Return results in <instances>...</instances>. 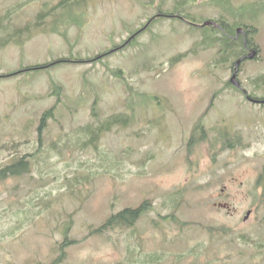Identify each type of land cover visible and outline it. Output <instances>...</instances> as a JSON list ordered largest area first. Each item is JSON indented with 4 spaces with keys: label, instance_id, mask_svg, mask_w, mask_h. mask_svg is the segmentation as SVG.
I'll list each match as a JSON object with an SVG mask.
<instances>
[{
    "label": "rangeland",
    "instance_id": "374dc122",
    "mask_svg": "<svg viewBox=\"0 0 264 264\" xmlns=\"http://www.w3.org/2000/svg\"><path fill=\"white\" fill-rule=\"evenodd\" d=\"M58 1L0 0V17L8 12L5 23L22 27L44 2L52 7ZM158 6L190 17L160 20L95 64L61 62L0 78V165L56 141L31 173L0 183V264L55 262L62 224L70 220L76 243L56 264H264V247L239 238L264 242V187L257 183L264 170V105L226 89L204 118L215 146L201 143L189 154L186 144L212 92L230 76V65L212 64L218 46L206 44L213 28L194 22L223 16L257 28L259 58L246 59L237 76L261 98L264 0H83L47 17L23 45L0 47V72L62 56H95L124 40ZM53 81L63 86L60 94L49 93ZM52 105L54 116L39 136L41 116ZM94 110L100 117L134 111L136 118L101 133L96 147H81L75 132L93 121ZM216 123L234 128L239 146L221 150ZM74 176L81 178L75 185ZM179 188L184 192L171 209L167 194ZM144 200L151 209L137 221L136 236L128 229L90 235V226L111 212ZM169 213L175 219L159 216ZM221 227L231 234L224 236ZM199 244L202 251L194 255L190 250ZM156 253L158 263L145 261Z\"/></svg>",
    "mask_w": 264,
    "mask_h": 264
},
{
    "label": "trees",
    "instance_id": "16d2710c",
    "mask_svg": "<svg viewBox=\"0 0 264 264\" xmlns=\"http://www.w3.org/2000/svg\"><path fill=\"white\" fill-rule=\"evenodd\" d=\"M82 0H60L58 4L55 6L49 7L47 2H44L38 11V13L35 16V20L33 22H27L23 27H10V23L6 24L5 20L9 19V13L7 12L3 18L0 17V29L3 31V33L0 35V47H3L7 45L10 42H14L19 45H23L29 38L32 37L34 29L41 27L42 25L45 24L47 17L54 15L55 11L58 8L62 7H71L74 3L80 2ZM154 1V0H153ZM163 0H161L162 2ZM159 14H163L162 17H176L180 18L182 20L188 19L190 16L187 14H184L181 12V10H171V9H159L157 10ZM159 15L155 14L150 17V21H147L144 23L140 29L134 30L132 34H134L133 37H131L130 40L124 39L121 41V43L115 44L112 46L110 49H107L101 53H98L95 56L88 57V58H82V57H73V56H63L59 57L57 59H54L52 61H47L44 63H33V64H28L25 66H22L18 69L12 70V71H7V72H0V78H5V77H11V76H18L23 73H29L31 71H38L46 68H50L55 66L58 63L61 62H71V63H87V62H96L99 59L103 58L104 56L110 54L111 52L121 49L123 47H126V45L131 44L140 34L141 31H144L147 29L154 21H156ZM189 16V17H188ZM149 20V19H148ZM216 22H220L222 26V30L219 29H214L213 26H209L213 28V35L211 37V43H207L206 45H217L219 49V56H220V62L224 67H226L227 62L230 63L231 65H234V62L237 58H242L243 55L247 52L246 50V45L245 41L242 38L241 33L236 35V27L240 26L239 23L233 24V25H228L226 24L223 20L220 19H214ZM206 27V26H203ZM12 28V29H11ZM246 28V26L244 27ZM218 31L222 33L221 36H218L217 33ZM255 29L253 28H246L244 30L245 32V37L247 39V46L248 47H253L255 48L256 44L253 41V38L251 35L254 33ZM129 39V38H128ZM218 41V42H217ZM216 43V44H215ZM187 52L185 53H180L178 54L175 58H181L183 55L185 56ZM244 60L242 59V62ZM241 62V63H242ZM226 63V64H225ZM117 73H121L120 70L116 71ZM122 77V74H121ZM226 85H230L228 81H226ZM63 89V86L59 83L52 82L51 83V88L49 93L51 94H60ZM235 89V88H234ZM97 105V100L94 101L93 106ZM54 109L55 105L50 106L47 110H45L41 116V122L38 127V133L39 136H41V133L46 127V121L50 117L54 116ZM91 117L93 118V121H89L86 124H83L80 127L79 132H75L77 135V140L81 139L83 142L80 145L81 147L88 146V145H93L96 147V143L99 140V137L101 136V133L105 131H110L114 127H126L127 125L131 124L136 116L134 114V111H131L129 114L124 113V112H116V113H111L109 115H106L104 117H100L98 113L94 111L91 112ZM203 123L202 121L197 120V122L193 126V132L192 134L195 135V133L199 132L200 129L202 128ZM204 130L202 129L200 134ZM193 135V136H194ZM203 135V133H202ZM200 140L203 139V136L199 138ZM42 141V140H41ZM79 141V140H78ZM43 142V141H42ZM56 141H52L51 145H48V147L43 146V143L40 144L39 149L32 151V152H26L20 155H13L11 159L7 160L6 162L2 163L0 165V183L6 181L9 178L16 179L23 177L26 174L31 173L33 170L34 165L38 166L40 164V161L44 158V155L48 153L49 150H53L54 147L56 146ZM81 143V141H80ZM12 147L15 148L16 146L19 145L17 142L12 143ZM75 145H78L74 143ZM5 146V145H4ZM223 146H226L228 148H231L232 146L224 144ZM222 146V147H223ZM39 154H42V156L39 157ZM74 183H78L81 178L79 176H74L71 178ZM257 183L260 184L261 186L264 187V170L260 172ZM73 184H70L73 185ZM69 186V187H70ZM184 192L183 189L179 188L178 190L171 191L170 193L167 194V197L170 199L171 198V209H174L176 205L179 203L182 193ZM171 196V197H170ZM110 206H113L111 204ZM151 209L150 203L148 200H144L141 202L136 207H124L121 208L117 211L111 212L102 222L96 227L90 226V235L92 236H103L104 233L107 231H112V230H118L121 231L123 229H128L132 230L131 233H129L131 236H136L133 231H135V225L137 221L143 217L149 210ZM170 215H173L171 213L166 214V215H159L165 220H170ZM175 219V216L173 215L172 217ZM73 220H70L66 223L62 224L61 230H60V235H61V240L60 244L58 245L57 248H55L58 252V258L46 263V264H56L60 261H62L65 258V255L67 254L66 251H68V246L72 243H76V240L70 238L69 236V229L71 228ZM219 231H221L224 236L230 235L231 232H229L228 229L225 227H221V229L217 228ZM208 230L209 236H213V232L211 231V228L207 229L206 226V231ZM239 238L243 243H248L251 242L256 248H262L264 247V242L258 240H253V238L250 235L247 234H240ZM59 241V240H58ZM203 244L196 245L191 248L190 251L195 252L194 255L200 254L202 251ZM161 255V254H159ZM160 260V256L158 257L157 253L152 255V254H147L145 261L147 263L149 262H156ZM33 264H43L41 261H36ZM204 264H208L204 263Z\"/></svg>",
    "mask_w": 264,
    "mask_h": 264
},
{
    "label": "water",
    "instance_id": "95a60500",
    "mask_svg": "<svg viewBox=\"0 0 264 264\" xmlns=\"http://www.w3.org/2000/svg\"><path fill=\"white\" fill-rule=\"evenodd\" d=\"M214 24L213 22H210V21H206L204 22V24ZM254 55V52H252L251 54H249V57H252ZM231 81L234 85H237L238 86V82L235 80V73H233L232 77H231Z\"/></svg>",
    "mask_w": 264,
    "mask_h": 264
},
{
    "label": "bare ground",
    "instance_id": "6f19581e",
    "mask_svg": "<svg viewBox=\"0 0 264 264\" xmlns=\"http://www.w3.org/2000/svg\"><path fill=\"white\" fill-rule=\"evenodd\" d=\"M237 24V23H236ZM239 27V26H238Z\"/></svg>",
    "mask_w": 264,
    "mask_h": 264
}]
</instances>
